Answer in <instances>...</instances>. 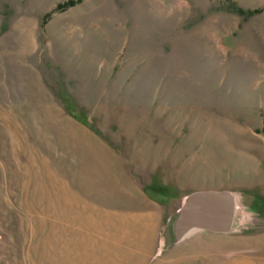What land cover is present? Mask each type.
<instances>
[{
	"label": "rangeland",
	"instance_id": "1",
	"mask_svg": "<svg viewBox=\"0 0 264 264\" xmlns=\"http://www.w3.org/2000/svg\"><path fill=\"white\" fill-rule=\"evenodd\" d=\"M68 1L0 0V264H264V0Z\"/></svg>",
	"mask_w": 264,
	"mask_h": 264
},
{
	"label": "water",
	"instance_id": "2",
	"mask_svg": "<svg viewBox=\"0 0 264 264\" xmlns=\"http://www.w3.org/2000/svg\"><path fill=\"white\" fill-rule=\"evenodd\" d=\"M233 220L234 200L230 192H204L191 198L184 214L182 216L179 214L177 220L179 228L176 229L182 235L195 228L228 233Z\"/></svg>",
	"mask_w": 264,
	"mask_h": 264
},
{
	"label": "trees",
	"instance_id": "3",
	"mask_svg": "<svg viewBox=\"0 0 264 264\" xmlns=\"http://www.w3.org/2000/svg\"><path fill=\"white\" fill-rule=\"evenodd\" d=\"M79 1L80 0H78V1H68L67 3H64V4H60L59 6H58V8H57V10L58 11H62V10H64V9H66V8H70V7H72V6H74V5H76L77 3H79Z\"/></svg>",
	"mask_w": 264,
	"mask_h": 264
},
{
	"label": "bare ground",
	"instance_id": "4",
	"mask_svg": "<svg viewBox=\"0 0 264 264\" xmlns=\"http://www.w3.org/2000/svg\"><path fill=\"white\" fill-rule=\"evenodd\" d=\"M190 200H191V199H188V200L185 202L183 209L179 212V214H180L181 216L184 214L185 209H186V208L188 207V205L190 204ZM100 217H101V216H100ZM104 217H105V215H104ZM95 221H96V220H95ZM176 228H177V229L179 228L178 223H177V225H176ZM134 240H135V239H134Z\"/></svg>",
	"mask_w": 264,
	"mask_h": 264
},
{
	"label": "crops",
	"instance_id": "5",
	"mask_svg": "<svg viewBox=\"0 0 264 264\" xmlns=\"http://www.w3.org/2000/svg\"><path fill=\"white\" fill-rule=\"evenodd\" d=\"M146 214H149V213H148V210L146 211ZM146 224H147V222H146ZM146 246H148V245H146Z\"/></svg>",
	"mask_w": 264,
	"mask_h": 264
},
{
	"label": "flooded vegetation",
	"instance_id": "6",
	"mask_svg": "<svg viewBox=\"0 0 264 264\" xmlns=\"http://www.w3.org/2000/svg\"><path fill=\"white\" fill-rule=\"evenodd\" d=\"M188 231H189V230H188ZM188 231H187V232H188Z\"/></svg>",
	"mask_w": 264,
	"mask_h": 264
}]
</instances>
